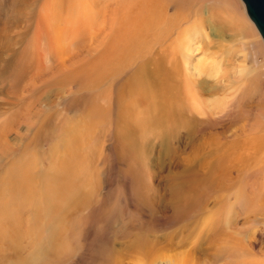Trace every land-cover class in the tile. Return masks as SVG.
<instances>
[{
  "label": "bare ground",
  "instance_id": "bare-ground-1",
  "mask_svg": "<svg viewBox=\"0 0 264 264\" xmlns=\"http://www.w3.org/2000/svg\"><path fill=\"white\" fill-rule=\"evenodd\" d=\"M10 1L6 11L0 9V14L9 18L21 14L12 9L13 1ZM197 1L201 0H29L26 3L25 15L36 21L35 45L42 37L48 41L58 35L69 44L59 56L51 55L55 47L49 41L48 67L62 70L66 65L76 64L72 74L80 76L84 83L79 89L81 96L68 99L60 112H66L68 104L78 101L81 105H76L78 113L56 121L53 119L57 112L44 116L31 142L24 145V148L36 145L39 134L49 128L45 132L49 151L62 147L64 156L55 158L51 153L47 157L50 168L45 172L35 173L28 165L18 168L0 187V195L23 198L13 212L21 213L25 204L31 221L29 226L21 227L20 221L12 218V211L2 208L0 239L5 247L0 249L1 260L22 259L19 243L23 239L32 241L37 256L43 249L46 254V248L60 234L53 225L69 220L85 205L81 189L76 192L72 183H68L75 177L70 166L81 158L79 147L90 150L96 144L102 136L97 128L106 123L116 130L118 141L127 148L137 144L132 134L138 130L155 135L173 154L174 143L179 142V134L184 132L190 143L189 151L200 157L203 165H208L211 162L204 159L218 156L221 150L211 147L213 140L224 135L232 116H241V113L235 115L234 102L227 99L232 90H239L235 94L238 99L259 95L253 126L262 135L249 141L239 137L230 141L227 149L231 162L252 164L263 154V49L238 0H202L211 3L205 7ZM66 53L69 57L64 61L61 57ZM248 58L250 67L246 65ZM100 86L102 91L98 90ZM54 102L39 104L46 108ZM38 106H33L37 112ZM196 172L194 167L181 164L176 174L179 179H188ZM219 235L217 230L213 233L214 238ZM223 251L219 246L215 257L221 259Z\"/></svg>",
  "mask_w": 264,
  "mask_h": 264
},
{
  "label": "rangeland",
  "instance_id": "rangeland-1",
  "mask_svg": "<svg viewBox=\"0 0 264 264\" xmlns=\"http://www.w3.org/2000/svg\"><path fill=\"white\" fill-rule=\"evenodd\" d=\"M12 1V9L21 14L11 18L0 14V187L18 168L28 165L35 173L45 172L50 168L47 157L51 153L55 158L64 156L62 147L49 151L45 138L49 128L39 134L36 145H24L31 142L44 116L57 112L53 119L56 121L78 113V101L68 104L66 112H60L68 99L81 96L79 89L84 83L80 76L72 74L76 64L62 70L48 67L49 41L55 47L51 55L59 56L69 44L58 35L48 41L42 37L35 45L36 21L25 15L29 0ZM238 2L246 18L244 5L241 0ZM10 3L0 0V9L6 11ZM197 3L201 7L211 5L202 0ZM246 20L264 54L258 32ZM68 57L66 53L61 59ZM246 65L251 66L249 58ZM262 68L264 71V59ZM98 90L102 91L103 86ZM232 92L227 99L234 102L235 115L241 116H232L224 135L213 140L211 147L221 150L218 156L204 159L211 162L208 165L189 151L184 132L174 143L173 154L148 132L135 130L132 139L137 144L127 148L108 123L97 128L102 136L90 150L79 147L81 158L70 166L75 177L68 183L76 192L81 189L85 205L69 220L53 225L60 234L46 248V254L43 249L37 256L32 241L23 239L19 243L22 259H0V264H264V151L252 164H247L231 162L227 149L230 141L238 137L249 141L262 135L253 126L254 108L260 105V99L258 94L238 99L235 94L239 90ZM58 95L63 98H56ZM50 100L55 101L53 105H40ZM204 137L201 135V139ZM142 139L144 142H140ZM181 164L194 167L196 175L177 178ZM21 201L22 197L0 195V220L5 207L21 227L29 226L25 204L21 213L13 212ZM216 230L220 235L214 238ZM1 243L0 239L3 249ZM219 246L224 250L221 259L215 257Z\"/></svg>",
  "mask_w": 264,
  "mask_h": 264
},
{
  "label": "water",
  "instance_id": "water-1",
  "mask_svg": "<svg viewBox=\"0 0 264 264\" xmlns=\"http://www.w3.org/2000/svg\"><path fill=\"white\" fill-rule=\"evenodd\" d=\"M246 14L255 26L264 44V0H241Z\"/></svg>",
  "mask_w": 264,
  "mask_h": 264
}]
</instances>
